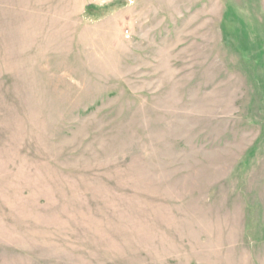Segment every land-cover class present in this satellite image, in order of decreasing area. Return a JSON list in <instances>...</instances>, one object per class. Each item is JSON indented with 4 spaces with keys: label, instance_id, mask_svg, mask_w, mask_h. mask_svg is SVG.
<instances>
[{
    "label": "rangeland",
    "instance_id": "rangeland-1",
    "mask_svg": "<svg viewBox=\"0 0 264 264\" xmlns=\"http://www.w3.org/2000/svg\"><path fill=\"white\" fill-rule=\"evenodd\" d=\"M0 264H264V0H0Z\"/></svg>",
    "mask_w": 264,
    "mask_h": 264
}]
</instances>
